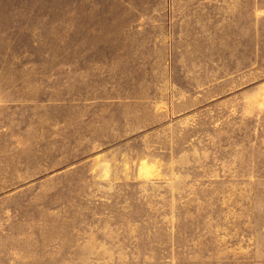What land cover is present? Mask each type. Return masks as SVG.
<instances>
[{"label": "rangeland", "instance_id": "rangeland-1", "mask_svg": "<svg viewBox=\"0 0 264 264\" xmlns=\"http://www.w3.org/2000/svg\"><path fill=\"white\" fill-rule=\"evenodd\" d=\"M0 264H264V0H0Z\"/></svg>", "mask_w": 264, "mask_h": 264}]
</instances>
